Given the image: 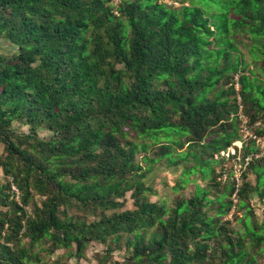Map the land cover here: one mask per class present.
I'll list each match as a JSON object with an SVG mask.
<instances>
[{"label":"trees","instance_id":"trees-1","mask_svg":"<svg viewBox=\"0 0 264 264\" xmlns=\"http://www.w3.org/2000/svg\"><path fill=\"white\" fill-rule=\"evenodd\" d=\"M177 1L0 0V264H264V159L222 155L264 121V0ZM180 164L206 185L150 199Z\"/></svg>","mask_w":264,"mask_h":264},{"label":"rangeland","instance_id":"rangeland-1","mask_svg":"<svg viewBox=\"0 0 264 264\" xmlns=\"http://www.w3.org/2000/svg\"><path fill=\"white\" fill-rule=\"evenodd\" d=\"M166 2L175 3V5H179L177 0H165ZM1 46L2 50L5 53H12L14 51V45L7 41V40H1ZM23 127L20 126L19 130H21ZM2 151V147H0V153ZM229 166L234 167V162L232 159L227 161L226 163ZM218 165V164H216ZM220 169V167H219ZM184 166L183 164H180L178 166H167L163 165L158 167L153 173H151L147 177V182L153 186L155 189V193L150 194V199L152 200H159V201H165L168 205H171L175 199L180 197H189L191 196L196 188V183H200L201 185H206V181L202 180L200 177V172L197 174H191L190 180L187 183H184ZM253 181H255V176L251 175L250 177ZM2 179V172L0 170V180ZM183 185V186H182ZM252 203L256 209V212L261 217L263 213L264 203L263 201L258 198L257 196H254L252 199ZM132 199L128 197L126 208L132 207ZM236 227L240 226V223L235 224ZM106 245L99 243V242H92L87 250L86 258H82L80 260H77L75 257H67L65 255L64 250H59L55 254L47 256V260L49 262H54L56 259L60 258L59 264H99L98 257L101 253L105 252ZM113 260H117L121 262L120 264H126L123 263L124 254L122 251L115 250L113 253ZM107 264V263H106Z\"/></svg>","mask_w":264,"mask_h":264},{"label":"built area","instance_id":"built-area-1","mask_svg":"<svg viewBox=\"0 0 264 264\" xmlns=\"http://www.w3.org/2000/svg\"><path fill=\"white\" fill-rule=\"evenodd\" d=\"M123 0H111V2L114 5H119ZM171 4V3H170ZM235 87L238 89L239 88V77L236 75L235 77ZM241 102V99L239 97V103ZM240 109L242 110V104H240ZM240 119H241V134H242V140H238L234 142L233 146L229 147L226 151H222V155H225L226 157H230L232 154L235 156L232 158V161L234 162V177L236 178V186L238 188L239 186V180H240V174L242 171V168L246 167L248 162L252 159H264V134L260 135L257 132H255L253 127H261L264 129V121H257L254 125L250 124V121L246 115L243 113L240 114ZM249 140H254L256 142V148L255 150L246 157L245 164L243 166V158L241 156V151L243 149V145L245 142ZM238 151H237V148ZM227 166V164H226ZM219 179L222 181H225L227 179V172L222 171L219 169Z\"/></svg>","mask_w":264,"mask_h":264}]
</instances>
